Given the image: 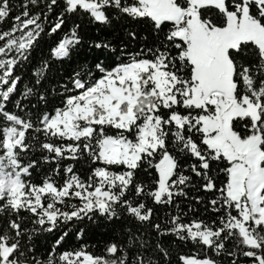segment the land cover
Returning <instances> with one entry per match:
<instances>
[{
  "label": "snow or ice",
  "instance_id": "snow-or-ice-1",
  "mask_svg": "<svg viewBox=\"0 0 264 264\" xmlns=\"http://www.w3.org/2000/svg\"><path fill=\"white\" fill-rule=\"evenodd\" d=\"M0 264H264V0H0Z\"/></svg>",
  "mask_w": 264,
  "mask_h": 264
}]
</instances>
